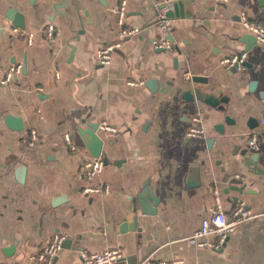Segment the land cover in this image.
<instances>
[{"label": "crops", "instance_id": "0c3cea01", "mask_svg": "<svg viewBox=\"0 0 264 264\" xmlns=\"http://www.w3.org/2000/svg\"><path fill=\"white\" fill-rule=\"evenodd\" d=\"M119 1L0 0V264H36L27 256L55 234L69 242L52 264H81V252L112 247L123 255L116 264H264V44L240 25L245 13L264 26V0H191L183 17H172L171 51L152 46L161 0H126L125 26L140 30L102 65L98 49L119 39ZM17 16L23 28L12 24ZM48 24L51 40L41 33ZM13 28L32 33V43ZM242 52L245 71L221 63ZM12 65L21 71L1 83ZM194 88L226 98L225 111L183 100ZM199 110L205 133L188 137ZM7 114L20 118L21 130L5 125ZM102 122L115 131L99 128ZM89 124L98 125L102 140L104 165L94 183L106 186V195L81 193L82 165L95 158L80 139ZM31 130L33 145L26 142ZM251 132L257 152L247 147ZM193 169L199 185L191 187ZM146 187L157 199L148 196L152 214L138 205ZM212 190L224 211L244 203L251 213L217 251L187 240L208 216ZM133 217L135 229L121 230Z\"/></svg>", "mask_w": 264, "mask_h": 264}, {"label": "built area", "instance_id": "2783aa9c", "mask_svg": "<svg viewBox=\"0 0 264 264\" xmlns=\"http://www.w3.org/2000/svg\"><path fill=\"white\" fill-rule=\"evenodd\" d=\"M223 2L225 0H216ZM157 7V20L156 26L158 29L157 38L152 40V46L159 49L171 51L174 49V41L170 37V31L172 27V18L168 16V12L173 10V0H161L156 3ZM126 15V0H120L116 9V25L118 27L117 41L108 43L98 49L96 53L97 61L102 65H108L111 62L113 52L120 46V40L131 37L139 32L137 27L125 26ZM240 25L244 31L254 36L255 42L258 44H264V26L257 24L255 21L248 19L245 13L240 15ZM13 33L17 37L23 38L27 45L32 43V33H26L23 30L12 29ZM43 37L47 40H51L54 36V27L52 24L45 25L41 31ZM246 53L233 54L227 58L221 60V63L227 68H235L238 72L245 71ZM21 71V65L10 66L4 75V79L1 83L10 81L14 74ZM187 74H185L186 76ZM202 111H197L192 117V125L186 132L188 137H202L204 135V129L201 126ZM258 124L263 126L264 129V114L259 118ZM99 128L108 132H114L115 129L106 122L99 124ZM260 133V132H258ZM264 140V136H261ZM64 139L70 142L69 136L64 135ZM36 141L35 130L29 131L26 136V142L29 145H33ZM259 139L255 132H251L247 136V147L250 151L257 152L259 149ZM71 149H75L70 145ZM104 162L99 158L87 160L82 165V175L86 179L85 186L82 187V194H108V188L106 186H99L94 183L95 177L102 171ZM212 206L209 208V214L207 217L200 221L199 227L195 229L191 235L187 237L190 244L197 247H203L211 249L213 251L219 250L232 234L237 226L246 219L251 217L250 211L246 208L244 203H239L228 212L224 211L221 205V201L218 197L216 190H212ZM64 237L61 235H53L49 239L43 242L39 251L27 256L29 263L36 264H52L53 260L57 257L59 251L62 248ZM122 251L119 247H112L104 249L96 253L81 252L80 261L81 264H116L122 259ZM182 259L171 260H159L146 259L145 264H182Z\"/></svg>", "mask_w": 264, "mask_h": 264}, {"label": "water", "instance_id": "95a60500", "mask_svg": "<svg viewBox=\"0 0 264 264\" xmlns=\"http://www.w3.org/2000/svg\"><path fill=\"white\" fill-rule=\"evenodd\" d=\"M191 0H173V10L168 12L169 17H173L174 15L178 13L180 17H183V5L190 2ZM13 25H17L18 27L23 28L22 24V18L21 16H17L15 20L12 22ZM253 41L255 42L254 36H252ZM236 69L233 67L231 68V71H235ZM192 82H203L205 83L206 80L203 79V77H197V76H192L190 78ZM182 99L185 101L193 100L194 98L199 100L200 102H203L204 104L210 105L214 108H217L219 111H225V107L220 105V103L227 101L226 98H218L217 97V92L209 91V90H202L199 88H194L192 90L187 89L182 92L181 95ZM226 121H229V117H225ZM3 121L5 125L12 130H21L22 125H21V120L19 117H14L12 115H5L3 118ZM98 125L97 124H89L88 128L86 129H80V139L82 140L81 143L82 145H86V147L91 149V154L93 157L98 158L100 156V151L102 147V140L99 138V136L96 133ZM218 129H221V125H217ZM212 139H209L208 142L210 143ZM193 175L191 177V181H189L188 186H197L199 185V180H198V175L196 172V169H193ZM25 172V167L20 166L16 169V179L18 182L22 183L23 182V176ZM150 189L143 188L141 192L139 193L137 199H138V205L140 207V210L142 213H147V214H152L155 213V209L153 207L156 205L155 202L153 204H149V198L154 199L156 201V197H153V195L149 192ZM150 193V194H149ZM149 196V198H148ZM156 199V200H155ZM135 229V217L132 218L131 223L129 225H126V227L123 225L121 226V230H134ZM69 239H64L62 243V247L65 246V243H68ZM81 249V247H80Z\"/></svg>", "mask_w": 264, "mask_h": 264}]
</instances>
